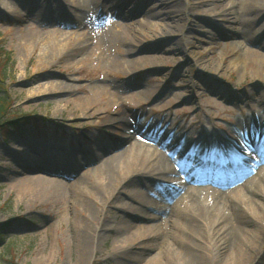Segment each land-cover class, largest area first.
Wrapping results in <instances>:
<instances>
[{"label":"rangeland","instance_id":"rangeland-1","mask_svg":"<svg viewBox=\"0 0 264 264\" xmlns=\"http://www.w3.org/2000/svg\"><path fill=\"white\" fill-rule=\"evenodd\" d=\"M33 1L0 0V49L9 53L11 60L3 74L5 62L0 59V86L7 90L14 114H35L49 120L43 132H21L7 137L6 142L0 137V228L7 233L0 246V264H139L131 259L142 256L144 260L158 250H149L136 238L149 224L146 216L125 209L126 203H133L127 197L131 187L139 185L144 193L151 189L173 209L193 188H222L216 189L210 182L188 183L184 188L158 176L124 174L106 198L70 189L82 182L81 188L88 191L99 178L96 169L100 160L110 154L127 151L123 166L125 161L139 166L140 156L134 155L140 149L145 154L146 149L158 146L154 139L162 142L161 150H170L169 156L178 165L171 167L182 180L180 164L194 147L202 155L220 146L217 156L226 160L231 172L228 153H236L240 159L242 146L248 145L251 135L264 141V70L255 69L245 58L247 49L255 57H264V8L250 12L245 0H223L220 16L210 11L213 0H95L90 4L94 13L81 16L74 14L77 6L73 7L71 0H41L40 7ZM115 4L119 9L125 5L136 10L139 24H151L159 33L166 28L168 34L145 39L136 32L139 41L131 47H102L101 36L126 26L122 18L112 16ZM58 5L65 14L54 20L49 11ZM150 7L165 20L149 18ZM113 20L119 21L118 26L111 25ZM137 26L140 31L142 26ZM68 35L81 45L66 52L55 41ZM96 44L100 47L92 49ZM53 81L84 90L47 94ZM96 85L106 86L121 103H98L93 117L79 116L89 104L101 102L94 94ZM77 97L87 99L88 105L75 108ZM121 118L127 119L125 125ZM102 146L109 154L102 153ZM33 158H50L69 167V179L52 178L66 181L69 192L39 199L18 186L22 180L17 177H25L26 170L36 166ZM92 158H97L93 164ZM210 161L208 167L212 168L217 162ZM240 181L235 182V190L246 183ZM85 202L91 205L89 210ZM154 213L144 207L143 214ZM125 220L133 223L126 231ZM260 224L264 228V220ZM86 231L90 237L92 232V244L83 252ZM177 233L183 234L180 229ZM115 237L122 241L117 249ZM125 238L135 243L125 247L131 242ZM158 244H163L162 235ZM164 246V250L176 249L172 244ZM263 246L250 248L242 264H264ZM208 256L212 262L204 264L225 262L212 250Z\"/></svg>","mask_w":264,"mask_h":264},{"label":"bare ground","instance_id":"bare-ground-1","mask_svg":"<svg viewBox=\"0 0 264 264\" xmlns=\"http://www.w3.org/2000/svg\"><path fill=\"white\" fill-rule=\"evenodd\" d=\"M57 1L60 2V0ZM165 1L166 0H163L161 3H165ZM71 2L73 7L77 6L74 10V14L91 16L94 13V10H92L93 6L90 4H94L95 0H71ZM216 2L218 3H215L213 0L210 11L217 15L221 14L220 16H222L223 13L219 12L222 11L223 7L219 3H222L223 0H216ZM262 2H264V0H245L244 6L246 10L255 12L264 8V6H259ZM32 4L35 6L39 5L40 7L42 2L41 0H34ZM58 7L59 8L54 9L50 8L51 10L49 11V13L51 12L54 16V20L60 19L65 14L63 8L59 5ZM136 12V10L125 5L123 8L119 9V4H115L112 8V16L122 18L121 20L124 22L122 24H126V28L123 27L122 30L101 36L99 40L101 46L107 48V46L109 47L112 44H126L128 47H131L139 41V38L135 36L136 32L141 34L145 39L154 38L159 32L154 30L155 28L151 24H139L141 21L135 19L137 16ZM148 13L149 18L154 19V21L159 20L162 22V20H165V18H163L164 15L158 12L157 9L150 7ZM132 18H134L133 20L135 21H130ZM112 22L111 25L113 27L119 24V21L113 20ZM137 25H139V27L142 26L140 31L137 30ZM162 33L168 34V30L166 28L162 29L159 35ZM58 34L59 33L56 35ZM59 37L60 38L57 39L55 43L59 41V43H56L58 48L66 52H69V50L73 48H78V46L81 45V41L70 40V35L67 37ZM82 38L86 43L88 39L87 34L82 35ZM53 46L56 47V45ZM53 46H51L52 49ZM237 46H240V49L244 47L242 43H238ZM99 47L100 46L96 44L92 49H97ZM245 56L255 69L264 70V57H255L251 49L246 50ZM141 60H144V57L141 58ZM53 82L50 88H47V94H55L56 90L61 93L70 92L71 94H73L72 92L75 90H84L83 87L75 88V86L65 81ZM95 89L97 92L95 91L94 94L102 98L101 102L95 101V103L88 105V103H86L88 102L87 99L77 97L74 100L75 108L88 105L87 109H85L89 113L83 111L78 114L79 116L93 117L97 112L98 103L112 104L114 101L116 103H121V99H118V96H113L114 94L110 92L106 86L96 85ZM133 92L136 91L133 90ZM126 120L125 118H121L120 122H123L125 125ZM131 137L132 136L129 137L130 141L132 140ZM251 137L247 140L248 145L242 146L244 153L240 152V159L235 156L236 153H232L234 156L228 153V164L230 162V166L232 167V173L230 174L224 169V165H226L225 161L221 160L222 162H220L221 157L217 156L220 146L208 149V151L205 152L206 155L204 153L200 155L199 148L194 147L189 149L186 159L183 158L182 164H180V170L185 177V180H182L178 170L176 171L174 166L171 167L172 164L176 166L177 161H173L169 156L170 150H161L163 147L162 142L154 139L152 141L158 146H155L153 149H146L145 154H142V149H140L134 155L136 158L140 156L141 163L139 166H136L134 163L129 164L126 161L125 166H123L128 153L127 151L118 154H110L100 160V164L98 163L99 166L96 169L99 178L91 183L88 191L86 188L84 190L81 188L80 185L83 184L82 182H79L76 187L70 189L67 183H64L66 181L52 179L56 175L63 179H69L70 176L67 172L69 167H64L62 163L55 162L50 158L40 159L39 161L33 158L36 166L33 167L29 164L31 168L26 170V176H22V178L21 176L17 177L22 180L18 183V186H23L22 188L27 189L32 197H37L39 199L41 197H48L49 194L55 197L59 195L64 196L69 192V189L73 192H89L90 194L105 196L104 198H106V196L109 197L112 194V190L116 183L122 179V176L124 177V174L125 177L129 174L158 176L164 178L168 183H171V181L178 184L180 183L184 188L188 186V183L206 185L210 182L211 186H214V188L218 187L222 189L193 188V190H190L185 197L181 198L176 203L174 209L169 203L164 204L165 201H161L163 200L162 197L154 196L152 193L153 191H150L151 189L148 190V193H144L139 185L131 187V191L127 192L129 195L126 196L129 197V200H132L133 203L131 205L126 203L125 209L129 212L140 213L146 216L144 220L148 221L149 224L144 227V230L142 229L140 233L138 232L139 236L136 238L142 239L149 250L155 249L158 250V252L146 257V259L144 258V260L142 256L130 259L134 263L139 262V264H168L172 261L176 262V260H179L180 264H204L207 261L212 262L209 258L210 256H208L212 250L215 257L225 258L224 264H242L250 248L254 249L264 245V228L260 224L261 221L264 220V165H262V163L264 164V141L258 136L255 139ZM103 149L102 146V153L109 154L106 148ZM14 156L18 160L24 161L15 154ZM210 158L211 161L216 159L214 162L218 164L214 163L212 168L207 165L208 169L205 167L202 170V162H204L205 165L209 164ZM95 161H97V158H92L91 164ZM221 168H223V170ZM201 171H204L203 175H200ZM250 176L252 177L248 179L247 182L244 181V178H249ZM241 179L246 183H243L244 185H241V187L239 186L238 190H235V182L238 181V184H240V182H242L240 181ZM83 182H85V180ZM152 182V185H155L156 182ZM157 186H161L162 189L166 188L156 184V187ZM161 188L159 187L158 191L161 190ZM155 197L157 199H155ZM195 200H198L199 205H195ZM85 204L87 206L86 208L89 210L91 205L87 202H85ZM144 207H148L151 212L156 213L147 216L143 214ZM162 218H166V220ZM175 224H177V226ZM132 225L133 223L125 220V231L130 229ZM105 229L106 228H102V230ZM178 229L183 232V236L177 233ZM88 230L90 231V229ZM204 230L207 231L206 234H204ZM85 234L82 243L83 252H86V250L89 251L92 244V232L90 233L91 237L89 233L87 234V231ZM101 234L102 232L100 235ZM161 235L163 236V244L159 245L158 242L160 241ZM128 240L131 242L125 247H129L135 243L132 239L125 238V242ZM119 243H122V241L115 237L113 241L115 249L120 246ZM168 244H172V246H170L172 248L176 247L175 251L173 249L168 251L167 248L164 250V245L169 246ZM224 254H227L226 257L223 256Z\"/></svg>","mask_w":264,"mask_h":264},{"label":"trees","instance_id":"trees-1","mask_svg":"<svg viewBox=\"0 0 264 264\" xmlns=\"http://www.w3.org/2000/svg\"><path fill=\"white\" fill-rule=\"evenodd\" d=\"M0 59L5 62L2 73L5 74L10 64V55L3 48L0 49ZM7 94V90L0 86V137H11L21 132H43L48 127V121L45 118L35 114L18 115L12 112V103ZM11 116V117H10ZM7 233L0 228V246L4 245Z\"/></svg>","mask_w":264,"mask_h":264}]
</instances>
